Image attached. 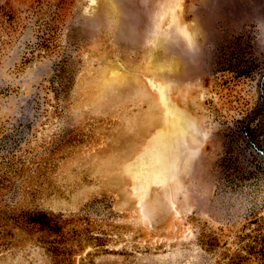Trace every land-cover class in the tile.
Segmentation results:
<instances>
[{
  "label": "rangeland",
  "instance_id": "1",
  "mask_svg": "<svg viewBox=\"0 0 264 264\" xmlns=\"http://www.w3.org/2000/svg\"><path fill=\"white\" fill-rule=\"evenodd\" d=\"M0 264H264V0H0Z\"/></svg>",
  "mask_w": 264,
  "mask_h": 264
}]
</instances>
